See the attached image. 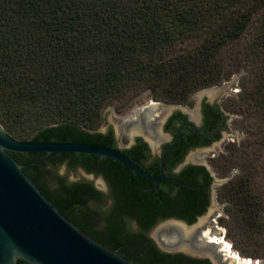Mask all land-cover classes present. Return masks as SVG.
Segmentation results:
<instances>
[{
  "label": "trees",
  "instance_id": "1",
  "mask_svg": "<svg viewBox=\"0 0 264 264\" xmlns=\"http://www.w3.org/2000/svg\"><path fill=\"white\" fill-rule=\"evenodd\" d=\"M252 29L242 54L262 66L244 97L264 120V0H0V124L17 140L110 147L111 138L95 131L107 105L142 89L162 102H186L222 81L223 52ZM10 155L61 215L101 245L136 264H194L156 248L149 232L170 202L162 190L142 192L147 183L124 165L64 153L31 166L44 154ZM60 165L100 173L110 196L88 183L51 181ZM255 175L249 168L223 186L250 237L264 231Z\"/></svg>",
  "mask_w": 264,
  "mask_h": 264
},
{
  "label": "flooded vegetation",
  "instance_id": "2",
  "mask_svg": "<svg viewBox=\"0 0 264 264\" xmlns=\"http://www.w3.org/2000/svg\"><path fill=\"white\" fill-rule=\"evenodd\" d=\"M216 88L219 87L216 86ZM226 91H228V87H224V90L212 96L206 93L201 94L200 97L194 96L196 105L193 108H190L189 105L174 104L168 106L160 103H149L137 108L119 122L120 130L129 133L132 129L139 131V133L130 134L131 143L126 147L119 145L118 137L111 126L107 127L104 132L96 131L111 138V146L108 148L119 150L136 161L140 168L152 176L160 174V160L177 139L176 144L164 160V169L167 175L179 184L168 180L159 182L156 192L160 195V190H162L170 203L167 214H159L155 219L153 228L171 221L178 222V224L165 225L156 238L165 248L177 247L179 250L174 252L163 251L156 241L149 238L161 253L169 256H182L194 264H245L236 261L232 257L233 253L231 256L230 254L227 255L226 247L222 248L223 241L217 240L213 235L221 232L217 226V220L221 216L217 210L209 211L214 198H217V181L208 167L205 157H213L212 152L219 150V147L231 133L230 115L222 106ZM146 136L148 138H145ZM77 169L83 172L85 178H99L107 188L108 193L100 192L86 179L78 182L88 183L104 196H110V187L100 173L88 172L81 167ZM129 172L131 176L139 177L131 173L130 170ZM144 181L147 185L141 188L142 192L153 188L152 183ZM146 193H150V191ZM208 212H210L208 216L202 218ZM199 219L201 220L200 223ZM179 223L188 227H196L191 231L189 238L185 240L189 247L194 250L178 248L177 245L181 242V236L173 228V225L183 226ZM206 232H209V236L216 240L209 241L205 237ZM228 247L230 246L228 245ZM195 250L197 252H194ZM190 253H194L196 256ZM260 261H264V259ZM255 262L252 261L251 264Z\"/></svg>",
  "mask_w": 264,
  "mask_h": 264
},
{
  "label": "water",
  "instance_id": "3",
  "mask_svg": "<svg viewBox=\"0 0 264 264\" xmlns=\"http://www.w3.org/2000/svg\"><path fill=\"white\" fill-rule=\"evenodd\" d=\"M223 86L225 87L226 85ZM224 87L222 88L224 89ZM215 89L217 88L215 87ZM226 113L229 114V111H226ZM235 119L237 117H230L229 121ZM109 126L113 128L116 134V128L111 124ZM131 132L132 134L139 133L138 130ZM231 138L232 132L226 140ZM176 142L177 139L161 158L160 174L152 176L140 168L136 161L130 159L119 150L106 146L65 141L17 140L12 138L0 124V264H16L19 260L27 264H136L96 242L61 215L59 207L52 204L42 195L31 179L22 171L24 166L16 162L10 153L44 154L41 159L30 164L31 166L41 163L53 155L64 153L109 159L124 165L131 173L152 183L153 188L144 190L147 192L158 191L159 182L164 180L179 184V182L168 176L164 169V160ZM57 178L64 180L67 184L86 179L100 192L108 193L107 188L99 178H85L83 172L79 169L69 171L65 165H60L50 175L51 181ZM216 181L217 185L224 182V180ZM180 185L185 186L183 184ZM109 205L110 201L107 202L106 206ZM211 210H220V208L213 206L212 202L209 211ZM209 213L202 218L208 216ZM200 221L199 219V223ZM170 223L178 224L176 221L161 224L150 230L149 237L157 242L161 250L174 252L179 249L177 247L172 249L165 248L156 238L159 231ZM179 224L183 226L173 225V228L181 236V242L177 246L180 249L190 250L191 247L185 240L189 238L191 231L196 227H188L183 223ZM131 226L133 229L135 228L134 223ZM194 252L197 251L195 250ZM190 254L196 256L194 253ZM254 264H264V261H256Z\"/></svg>",
  "mask_w": 264,
  "mask_h": 264
},
{
  "label": "rangeland",
  "instance_id": "4",
  "mask_svg": "<svg viewBox=\"0 0 264 264\" xmlns=\"http://www.w3.org/2000/svg\"><path fill=\"white\" fill-rule=\"evenodd\" d=\"M250 33L223 52L222 81L194 92L186 102L180 104L193 108L196 105L194 96L200 97L203 93L208 95L219 93L224 90L223 85L228 87V91L224 93L222 106L224 110L229 111L230 117H237L229 121L232 138L225 140L219 150L212 153L213 157H205L215 179L224 180L220 185H216L217 198L213 201V206L220 208L217 210L221 216L217 220V226L221 232L213 235L217 240L228 244L231 247V253L242 260L254 262L264 259V231L261 235L250 237L241 229V224L234 218V207L224 196L225 190L223 189L227 182L241 176L244 177L248 174L249 168H252L256 175L250 179L251 189L253 193L263 195L264 198V146H260L261 142L264 143V120L256 110L255 105L257 104L244 97L245 92H253L256 74L262 66L256 58L247 59L242 54L246 46L253 41L255 29L250 30ZM216 86L219 88L215 89ZM149 103L174 105V103L162 102L149 89L131 92L107 105L103 112L102 122L95 131L104 132L111 124L116 128L119 145L128 146L131 143L130 133L120 130L119 122L137 108ZM260 219L264 224V211Z\"/></svg>",
  "mask_w": 264,
  "mask_h": 264
},
{
  "label": "bare ground",
  "instance_id": "5",
  "mask_svg": "<svg viewBox=\"0 0 264 264\" xmlns=\"http://www.w3.org/2000/svg\"><path fill=\"white\" fill-rule=\"evenodd\" d=\"M136 130H138V129H132L131 131H136ZM130 131V134H132V132ZM139 132V131H138ZM205 237L207 238V239H209V241H215L216 239L215 238H213V237H210L209 236V232H206L205 233ZM226 247V254L228 255V254H230V256L232 255V253L230 252V247H228V245L226 244V243H224V242H222V248H225ZM232 257H234V259L236 260V261H238V262H243V263H250L251 264V260H242V259H240L238 256H236L235 254L234 255H232Z\"/></svg>",
  "mask_w": 264,
  "mask_h": 264
}]
</instances>
